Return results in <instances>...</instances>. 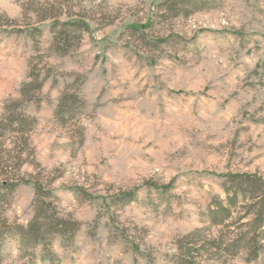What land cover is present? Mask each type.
<instances>
[{"label": "rangeland", "instance_id": "374dc122", "mask_svg": "<svg viewBox=\"0 0 264 264\" xmlns=\"http://www.w3.org/2000/svg\"><path fill=\"white\" fill-rule=\"evenodd\" d=\"M163 1L0 0V264H264L253 200L209 216L264 179V0Z\"/></svg>", "mask_w": 264, "mask_h": 264}, {"label": "trees", "instance_id": "16d2710c", "mask_svg": "<svg viewBox=\"0 0 264 264\" xmlns=\"http://www.w3.org/2000/svg\"><path fill=\"white\" fill-rule=\"evenodd\" d=\"M173 0H164L162 3L170 4ZM66 26L72 25L74 27L76 26H84L87 27V24L83 21H70L63 23ZM60 37L62 38V41L66 42L68 40V36L65 32V30H61ZM34 81V79H33ZM31 85V82H27L22 86V93L26 91V89ZM224 176L228 177L226 178L227 182H224V189L227 191V198L226 202H214L212 205V208L209 212L210 216V223L212 225H223L224 221L230 217L231 211L233 207H235L237 201L239 198L244 199H251L253 200L250 204H248L249 207H252V209H255L256 207L258 209L247 211V214L254 215V219L252 221V227L254 230H259L264 232L262 229L263 223H264V179L260 178L256 174L253 173H227L224 174ZM36 186V194L39 195V193L42 191L41 187L37 184ZM43 193V192H42ZM133 195V192L131 191H124L121 192L118 195V198L124 201H128L131 199ZM261 197L260 200H254L257 197ZM248 197V198H247ZM254 211V212H252ZM47 213V212H46ZM69 225L67 220L54 216V215H46L45 218L41 221L39 219H32L27 226L21 227L20 231V238L21 242L24 247L33 244L34 242L40 240L41 238H45L46 234L50 231V229L55 228L56 231H61L63 227ZM193 233H190L188 236H191ZM255 237L253 236H241L237 237L236 243H243L244 241H247L248 245L251 244L252 247L255 245ZM194 243V242H192ZM206 244L211 247L215 248L216 250H224L227 246L230 244L226 243V239L224 235H218V237H212L211 239H206ZM194 247V246H193ZM192 249V248H190ZM257 250L254 249L253 253Z\"/></svg>", "mask_w": 264, "mask_h": 264}]
</instances>
